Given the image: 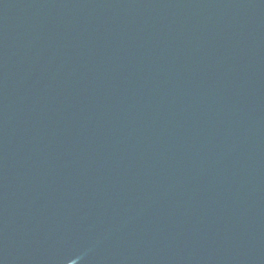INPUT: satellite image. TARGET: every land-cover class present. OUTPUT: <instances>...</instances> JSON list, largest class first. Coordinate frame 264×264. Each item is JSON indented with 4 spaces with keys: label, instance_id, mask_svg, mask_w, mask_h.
<instances>
[{
    "label": "water",
    "instance_id": "95a60500",
    "mask_svg": "<svg viewBox=\"0 0 264 264\" xmlns=\"http://www.w3.org/2000/svg\"><path fill=\"white\" fill-rule=\"evenodd\" d=\"M0 264H264V0H0Z\"/></svg>",
    "mask_w": 264,
    "mask_h": 264
}]
</instances>
